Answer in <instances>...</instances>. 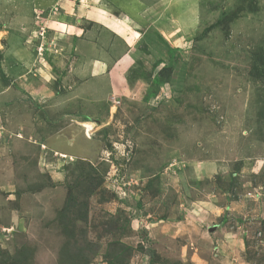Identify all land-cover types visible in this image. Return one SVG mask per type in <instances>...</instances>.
<instances>
[{"label":"rangeland","instance_id":"1","mask_svg":"<svg viewBox=\"0 0 264 264\" xmlns=\"http://www.w3.org/2000/svg\"><path fill=\"white\" fill-rule=\"evenodd\" d=\"M189 6L0 0V264H264V0Z\"/></svg>","mask_w":264,"mask_h":264},{"label":"crops","instance_id":"2","mask_svg":"<svg viewBox=\"0 0 264 264\" xmlns=\"http://www.w3.org/2000/svg\"><path fill=\"white\" fill-rule=\"evenodd\" d=\"M110 4L115 5L117 7L120 8V14L113 16L112 14H109L108 12H105V8H98L97 9V13H93V15H87L86 13H89V10L86 11V13H84V17L90 19V20H94L95 23L100 24L103 27H106L107 29L110 30V32L112 34H114L115 36H123V37H127L125 35H122V33L124 32L122 30L123 27V23L126 24L125 20H133L131 15H138L141 13H148V14H153V12L155 13V15L160 12V10L163 8V11L171 14V10L174 8H177L179 11H181L180 9H188V12H190V14L187 13V16L185 19L186 21H189L191 24H195L196 22V16L194 11H196L195 9L191 8L190 6L188 7V4L190 2H194L195 0H157L155 2H150L147 3L146 1H141V0H108ZM80 7V6H79ZM173 7V8H170ZM82 9V7H80ZM79 12L77 11V14ZM165 14V13H163ZM141 15V14H140ZM185 15V13H184ZM188 16L190 18H188ZM191 19V20H190ZM128 22V23H129ZM184 25L183 28L181 27V29L185 30V26H189L190 28L193 27L192 25ZM195 28V27H194ZM136 32V31H135ZM128 41V40H126ZM5 51V50H3ZM15 54H17L18 56V63L20 65V67H22L24 65V60L23 58H21V53L19 51H14ZM126 58H122V60H119L117 63L118 65H121L120 63L125 60ZM88 69L94 70L97 74L99 73H106L107 74V65L106 62H101L100 60L96 61L92 64L91 67H89ZM4 71L5 74V82H6V89L5 91L9 90L13 84V82L11 81V78H9L6 74V71ZM111 72H109L110 75ZM8 79V80H7ZM5 93V92H4ZM32 95V94H31ZM36 99V98H35ZM202 203V202H201ZM196 208L200 207L198 206L199 204L196 203Z\"/></svg>","mask_w":264,"mask_h":264},{"label":"trees","instance_id":"3","mask_svg":"<svg viewBox=\"0 0 264 264\" xmlns=\"http://www.w3.org/2000/svg\"><path fill=\"white\" fill-rule=\"evenodd\" d=\"M0 67H2V66L0 65ZM2 76H4L3 78L5 79V74H4L3 69H2ZM152 255H153V252H152Z\"/></svg>","mask_w":264,"mask_h":264}]
</instances>
